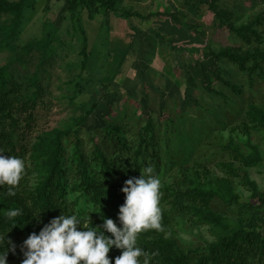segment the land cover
<instances>
[{
    "label": "rangeland",
    "instance_id": "obj_1",
    "mask_svg": "<svg viewBox=\"0 0 264 264\" xmlns=\"http://www.w3.org/2000/svg\"><path fill=\"white\" fill-rule=\"evenodd\" d=\"M8 22L0 94L12 105H0V129L26 164L15 196L0 188V233L12 229L17 246L8 264H22L24 240L61 213L102 229L80 173L124 186L147 166L161 179L163 230L140 234L139 247L166 244L186 264H264L226 246L238 230L264 240V0H117L94 20L83 7L72 18L65 0H27L16 48L49 45L22 62ZM43 197L52 217L36 206ZM12 208L23 213L15 227ZM119 255L110 250L113 264Z\"/></svg>",
    "mask_w": 264,
    "mask_h": 264
},
{
    "label": "clouds",
    "instance_id": "obj_2",
    "mask_svg": "<svg viewBox=\"0 0 264 264\" xmlns=\"http://www.w3.org/2000/svg\"><path fill=\"white\" fill-rule=\"evenodd\" d=\"M26 172L25 161L5 155L0 149V188L7 186V195L15 196ZM161 179L153 166L141 170V175L125 181L121 191L125 196L119 208L118 221L103 218L102 229L92 226L90 219L82 220L77 214H60L45 224L38 234L32 232L21 246L22 264H113L111 249L121 250L114 264H151L156 253H148L138 246L140 234L162 231ZM22 210L12 208L6 217L17 226L16 218ZM39 213L34 219L40 223ZM91 225V226H90ZM12 230V229H11ZM0 233V264H8L9 252L17 246ZM110 233L111 235H106Z\"/></svg>",
    "mask_w": 264,
    "mask_h": 264
},
{
    "label": "trees",
    "instance_id": "obj_3",
    "mask_svg": "<svg viewBox=\"0 0 264 264\" xmlns=\"http://www.w3.org/2000/svg\"><path fill=\"white\" fill-rule=\"evenodd\" d=\"M48 1L49 0H47V2ZM116 1L117 0H65L68 12L72 18L77 12V9L83 7L87 12V18L89 20H94L101 10L114 11ZM26 4L27 0H0V18L9 17V22L5 27V32L8 38L7 48L15 54L14 59L17 57L19 62H22L23 58H25L29 52L34 50L43 51L49 45V40L45 37L41 41L28 42L23 47L16 48L15 43L18 40L19 29L23 20V12ZM121 16L125 18L140 17L137 13H123ZM82 53L84 56L86 55L84 47L82 49ZM2 81L3 80H0V89H4V85L1 83ZM3 94H0V105L4 108L2 111H7L12 104L9 102L10 99L7 98L8 96L5 93ZM12 125L14 128L16 127L13 122ZM12 133L13 131L8 133L0 129V149L4 150L5 155L13 154L14 156L17 151L14 149V141H10V138L8 137L12 135ZM9 147L11 151H6ZM21 149L22 148H19V150ZM6 152H8V154H6ZM52 154L50 163L52 167L56 168L59 163L58 156L54 152H52ZM78 179L79 186H82L84 190L89 192L94 199H96V204L100 206L99 211L103 218H111L119 225V221L117 219L119 208L125 200V196L121 191L123 186L112 180L97 181L93 177H90L87 172L80 173ZM43 198L42 200L36 202V206L43 212L44 215L52 217L56 211H58V207L57 205L50 203L49 198ZM212 222L219 224L215 220ZM0 230H3L1 224ZM226 246L228 247L227 249L232 252L236 251L237 254L241 256H245L252 252H255V255H264V240H260L255 232L238 230L232 234L231 238L226 242ZM155 248L156 250L151 249L150 251H147L148 253H156V255L152 258L151 264H186V262L183 261V258L179 259L178 257H175L170 250V247H167L166 244L164 246H155ZM113 250H116V248H113ZM223 257L224 255L217 254L214 256V259L222 261ZM221 263L229 264L224 261Z\"/></svg>",
    "mask_w": 264,
    "mask_h": 264
}]
</instances>
